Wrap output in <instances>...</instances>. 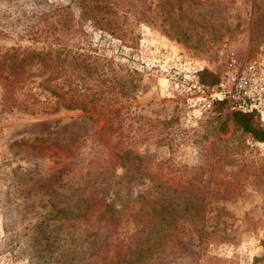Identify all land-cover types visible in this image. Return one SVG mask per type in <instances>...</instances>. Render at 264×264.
Masks as SVG:
<instances>
[{
	"label": "rangeland",
	"instance_id": "obj_1",
	"mask_svg": "<svg viewBox=\"0 0 264 264\" xmlns=\"http://www.w3.org/2000/svg\"><path fill=\"white\" fill-rule=\"evenodd\" d=\"M57 1L73 42L140 83L87 111L0 101V264H264V142L211 97L230 69L264 70V0H111L114 35L72 0H0V52L42 46L25 28Z\"/></svg>",
	"mask_w": 264,
	"mask_h": 264
},
{
	"label": "trees",
	"instance_id": "obj_2",
	"mask_svg": "<svg viewBox=\"0 0 264 264\" xmlns=\"http://www.w3.org/2000/svg\"><path fill=\"white\" fill-rule=\"evenodd\" d=\"M72 1L79 8L80 20L89 19L94 26L107 30L111 35L120 29L117 22L110 23L105 15L112 4L111 0ZM131 3L133 5L135 2L131 0ZM77 21L71 5L60 1L47 2L32 15L31 22L25 28L28 38L34 43L42 41V46L18 45L0 52L2 108L14 107L31 114L61 108L87 111L95 109L97 102L109 106L118 97L134 96L140 78L134 80L133 75H138V72L129 70V87L117 74L110 76L104 65L98 62L99 58L80 46V41H72V36L79 31L85 34ZM201 80L212 84L217 78L203 71ZM40 94L44 95V100ZM223 103L218 101L220 105ZM105 114L107 129L111 126L112 118H121L118 108L110 109ZM230 117L242 132L255 141L264 142V125L259 121L257 112L234 109Z\"/></svg>",
	"mask_w": 264,
	"mask_h": 264
},
{
	"label": "built area",
	"instance_id": "obj_3",
	"mask_svg": "<svg viewBox=\"0 0 264 264\" xmlns=\"http://www.w3.org/2000/svg\"><path fill=\"white\" fill-rule=\"evenodd\" d=\"M214 100L226 101L233 109L257 111L264 123V70L261 64H247L225 72L212 88Z\"/></svg>",
	"mask_w": 264,
	"mask_h": 264
}]
</instances>
